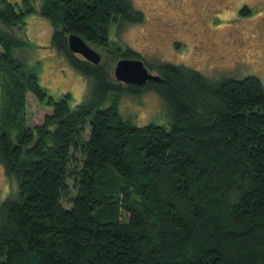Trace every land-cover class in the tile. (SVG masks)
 I'll use <instances>...</instances> for the list:
<instances>
[{
	"label": "trees",
	"instance_id": "trees-1",
	"mask_svg": "<svg viewBox=\"0 0 264 264\" xmlns=\"http://www.w3.org/2000/svg\"><path fill=\"white\" fill-rule=\"evenodd\" d=\"M43 2L50 45L91 86L74 106L69 92L48 93L13 54L34 0H0V163L16 180L0 202V264H264L261 80H213L159 61L145 63L158 81L122 85L101 58L72 52L66 35L105 48L110 26L141 12L129 0ZM116 50L117 59L140 57ZM146 89L164 99L169 127L134 124L119 110L121 93ZM27 91L50 106L32 126Z\"/></svg>",
	"mask_w": 264,
	"mask_h": 264
},
{
	"label": "rangeland",
	"instance_id": "rangeland-1",
	"mask_svg": "<svg viewBox=\"0 0 264 264\" xmlns=\"http://www.w3.org/2000/svg\"><path fill=\"white\" fill-rule=\"evenodd\" d=\"M43 1L34 0L36 11L24 16L20 31H13L24 41L13 54L38 76L40 84L54 98L69 92L70 104L74 106L87 95L91 84L50 45L53 24L39 11L45 4ZM129 1L141 12V20L123 23L121 27L111 25L108 47L90 44L111 73L119 56L116 50L119 45L136 51L146 64L159 61L181 64L213 80L255 75L264 87V0ZM150 70L156 73L155 69ZM113 95L110 93L108 100ZM25 103L26 126L41 122L50 111L49 105L29 91L25 94ZM167 107L164 99L150 89L118 96L119 110L137 125L154 122L169 127L172 117ZM88 132L86 125L82 134L87 136ZM67 182L69 192L61 198L64 206H70L73 192L72 180L68 178ZM15 189V178L7 176L0 163V202Z\"/></svg>",
	"mask_w": 264,
	"mask_h": 264
},
{
	"label": "water",
	"instance_id": "water-1",
	"mask_svg": "<svg viewBox=\"0 0 264 264\" xmlns=\"http://www.w3.org/2000/svg\"><path fill=\"white\" fill-rule=\"evenodd\" d=\"M68 48L83 59L98 63L100 53L89 45L79 34L68 32L66 35ZM113 77L125 84L143 85L148 81H158L160 76L152 73L144 61L139 57H120L112 68Z\"/></svg>",
	"mask_w": 264,
	"mask_h": 264
}]
</instances>
